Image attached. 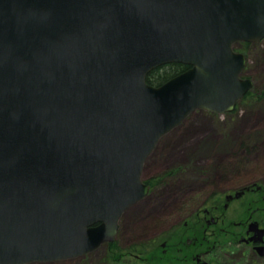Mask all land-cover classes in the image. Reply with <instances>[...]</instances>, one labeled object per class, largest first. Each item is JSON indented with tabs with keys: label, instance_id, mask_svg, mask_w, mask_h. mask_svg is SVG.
<instances>
[{
	"label": "water",
	"instance_id": "obj_1",
	"mask_svg": "<svg viewBox=\"0 0 264 264\" xmlns=\"http://www.w3.org/2000/svg\"><path fill=\"white\" fill-rule=\"evenodd\" d=\"M262 39L264 0H0V264L112 241L159 140L234 110L254 81L233 45Z\"/></svg>",
	"mask_w": 264,
	"mask_h": 264
},
{
	"label": "flooded vegetation",
	"instance_id": "obj_2",
	"mask_svg": "<svg viewBox=\"0 0 264 264\" xmlns=\"http://www.w3.org/2000/svg\"><path fill=\"white\" fill-rule=\"evenodd\" d=\"M234 148L232 155L216 162L215 175L191 184L178 198L176 191L166 218L159 212L147 231L132 237L140 238L136 244L125 245L118 258L109 260L114 264H264V157L253 156L264 145L246 140ZM209 166L198 168L199 180ZM155 178H143L148 194L123 215L166 183L165 178Z\"/></svg>",
	"mask_w": 264,
	"mask_h": 264
},
{
	"label": "rangeland",
	"instance_id": "obj_3",
	"mask_svg": "<svg viewBox=\"0 0 264 264\" xmlns=\"http://www.w3.org/2000/svg\"><path fill=\"white\" fill-rule=\"evenodd\" d=\"M234 48L247 55V64L241 75L254 81L253 88L246 94L250 95L240 99L233 111H193L180 125L163 135L146 160L141 179L165 178L166 183L158 185L154 193L150 192V196L133 206L135 208L128 209L124 215L122 213L114 241L103 242L81 256L26 264H114L109 258H118L125 245L136 244L140 238L132 237H139L148 230L159 212L166 218L176 191L175 197L178 198L191 184L204 182L215 175L216 162L232 155L240 141L264 145V39L260 42L238 41ZM253 156L264 157V148L254 152ZM207 161L211 162L210 166ZM206 165L209 166L208 172L199 180L202 170L198 168ZM128 240L131 241L127 243Z\"/></svg>",
	"mask_w": 264,
	"mask_h": 264
},
{
	"label": "trees",
	"instance_id": "obj_4",
	"mask_svg": "<svg viewBox=\"0 0 264 264\" xmlns=\"http://www.w3.org/2000/svg\"><path fill=\"white\" fill-rule=\"evenodd\" d=\"M187 64L180 63V62H171L161 67H157L152 70L148 75V82L153 85H160L163 82L167 81L171 77L179 74L180 72L184 71L187 68ZM250 95V94H248ZM245 95L243 98H245Z\"/></svg>",
	"mask_w": 264,
	"mask_h": 264
},
{
	"label": "bare ground",
	"instance_id": "obj_5",
	"mask_svg": "<svg viewBox=\"0 0 264 264\" xmlns=\"http://www.w3.org/2000/svg\"><path fill=\"white\" fill-rule=\"evenodd\" d=\"M34 262H38V261H34ZM26 264V263H25Z\"/></svg>",
	"mask_w": 264,
	"mask_h": 264
}]
</instances>
